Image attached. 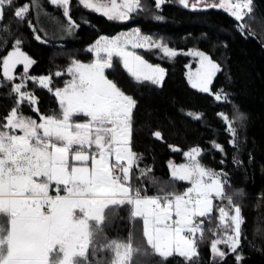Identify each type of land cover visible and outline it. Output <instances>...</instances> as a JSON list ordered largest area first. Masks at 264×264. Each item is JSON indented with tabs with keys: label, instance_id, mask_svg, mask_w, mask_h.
I'll return each instance as SVG.
<instances>
[{
	"label": "trees",
	"instance_id": "1",
	"mask_svg": "<svg viewBox=\"0 0 264 264\" xmlns=\"http://www.w3.org/2000/svg\"><path fill=\"white\" fill-rule=\"evenodd\" d=\"M141 9L129 14L125 20L109 19L80 0H70L69 17L50 0H36L27 20L14 17L15 10L30 0H13L4 7L0 26V125L16 106L13 84L23 83L22 91L36 97L35 108L20 105V114L36 120L41 115H58V102L53 92L62 85L72 61L90 63L94 55L90 47L100 37H113L137 29L141 34L160 41L176 50L177 56L165 57L160 49L131 48L152 65L165 70L163 81L152 84L134 79L123 67L119 57L113 56L105 75L137 102L133 110L130 148L136 161L130 169V195L139 190L141 196L157 197L161 188L182 194L189 183L172 176L169 162L183 160L184 153L200 149L197 162L207 170L220 173L224 182L223 205L234 212L241 209L244 223L237 253L227 252L223 260L214 256L211 242L221 231L219 202H213V212L203 220V238L197 239L198 255L192 264H264V3L252 0V13L236 21L222 7L203 9L185 8L178 0H165L159 9L155 0H140ZM161 17L156 19V17ZM244 25L241 31L238 25ZM39 36L40 39H36ZM21 41L20 49L34 61L27 76H48L53 92L34 81L19 77L11 81L3 75L2 58L13 50L14 42ZM188 50H199L220 65L208 92L193 88L186 77L190 57ZM21 68H17V74ZM60 76H56L57 72ZM25 77V76H24ZM221 94L227 99L217 100ZM242 114V118H238ZM224 117H228L226 121ZM87 117L74 116L72 122ZM229 121L235 128L233 136ZM0 130H4L0 127ZM159 131L160 138L154 133ZM234 141V142H233ZM221 146L217 149L215 145ZM236 161V162H234ZM231 197L232 203L228 202ZM131 205L110 206L105 210L103 235H94L83 264H113L116 252L105 243L131 242L134 249L127 264H185L183 258L173 255L161 257L145 241L141 223L131 215ZM197 233V237H200ZM124 252V249L120 251Z\"/></svg>",
	"mask_w": 264,
	"mask_h": 264
},
{
	"label": "snow or ice",
	"instance_id": "2",
	"mask_svg": "<svg viewBox=\"0 0 264 264\" xmlns=\"http://www.w3.org/2000/svg\"><path fill=\"white\" fill-rule=\"evenodd\" d=\"M51 4L63 9V15L69 17L70 0H50ZM165 0H155L159 9ZM185 8L189 0H178ZM13 0H0V21L4 18V7H11ZM86 8L102 11L109 19L125 20L129 14L141 9L140 0H80ZM204 7H224L236 21H242L252 13V0H220L219 4L196 0L193 9ZM36 0L18 7L14 17L20 22L27 20L32 7H37ZM161 17L157 16L156 19ZM33 27L32 21L27 20ZM69 23L72 24L69 17ZM243 31L244 25H238ZM7 30V26H0ZM135 38H116L105 41L102 46L98 41L95 50L103 51L107 58L100 57L91 64L72 61L67 73L72 77L63 89L57 88V98L61 112L58 115H41V123L20 114V105L27 102L35 105L36 97L27 91L23 83L13 84L11 92L16 95V106L3 118L0 127V218L7 227L0 225V264H83L94 235H103L104 212L110 206L131 205L132 217L143 220V235L157 254L167 258L177 255L185 264H192L198 255L197 239L203 238V220L213 212V196L224 199V182L220 173L207 170L197 162L200 149L192 148L184 155L188 164L174 167L172 176L179 181H191L182 194L169 192L161 188L157 197H141L139 190L130 195V169L137 157L131 150L130 137L133 110L137 102L126 95L116 83L108 79L105 69L112 66L113 56L119 57L128 73L139 80L160 84L165 70L159 65H152L134 51L127 50L131 44L136 48L160 49L165 57L177 56L176 50L169 48L151 37L133 33ZM36 39H40L36 36ZM17 39L13 50L2 58L3 75L6 80L13 79L11 70L17 65L24 67L25 77L42 88L53 92L49 87L48 76L39 78L27 76L31 60L20 49ZM94 49H89L92 51ZM185 55L198 57L199 67L195 73H189V83L193 88L208 92L212 78L221 71L219 64L199 50H192ZM58 71L56 76H60ZM221 94L216 95L220 100ZM227 99L226 96L223 97ZM33 111H38L33 107ZM83 115L87 123H71L74 116ZM242 118V114L238 116ZM227 121L228 117H224ZM19 129L23 135L14 134ZM8 130H12L11 134ZM229 131L233 136L236 130L229 121ZM160 138L161 133H154ZM234 142V141H233ZM95 146L91 156L88 150ZM217 149L221 146L216 144ZM115 156L116 163H110L109 157ZM72 161L86 163L91 159V167L73 166ZM236 162V161H234ZM58 192L49 194L51 184ZM63 186L62 189L59 186ZM64 191L67 195H60ZM119 195L121 198L117 199ZM231 204L232 199L228 197ZM173 212L176 219L172 220ZM221 221L230 218L227 225L231 235L214 239L211 250L214 256L223 260L227 252L218 245H225L229 252L237 253L241 240V217L239 205L234 207V215L224 207L219 208ZM200 233V237H197ZM106 248L116 252L117 260L113 264H127L134 251L131 242L105 243ZM121 249H124L121 255ZM241 256L236 255V264Z\"/></svg>",
	"mask_w": 264,
	"mask_h": 264
},
{
	"label": "rangeland",
	"instance_id": "3",
	"mask_svg": "<svg viewBox=\"0 0 264 264\" xmlns=\"http://www.w3.org/2000/svg\"><path fill=\"white\" fill-rule=\"evenodd\" d=\"M93 2H96V0H93ZM122 2V0H117V3L119 4V3H121ZM196 2V0H189V4H190V8H192L191 7V4L192 3H195ZM205 2L206 3H214V4H219V2H220V0H205ZM203 8H207V7H204L203 5H200L198 8H196V9H203ZM222 8H224V9H226L227 8V5H225L224 7H222ZM90 9H92V8H90ZM93 10V9H92ZM95 11V10H94ZM96 12H98V11H96ZM98 13H101V14H103V12L102 11H100V12H98ZM104 15V14H103ZM106 16V15H105ZM136 32H139L137 29H134V30H132V31H129V32H124V33H120V34H118V35H116V36H113V37H100L91 47H90V49H94V50H92L91 52L93 53V55H94V61L93 62H95L98 58H100V57H104V58H107V54L105 53V52H103V51H99V52H97L96 50H95V48H96V46H97V42L99 41L100 43H101V46H102V44L105 42V41H109V40H114V39H116V38H124V37H129V38H135V37H133V33H136ZM140 33V32H139ZM140 36L141 37H143V36H146V35H143V34H141L140 33ZM131 44H128L127 45V50H129V51H132L131 50ZM189 51H192V50H188V51H186L185 53H187V52H189ZM189 57H190V64L189 65H187V67H186V77H187V79H188V81H189V73L191 72V73H195V71H196V69L199 67V63H198V57H194V56H192V55H188ZM93 62H90V63H82V62H80V63H82V64H91V63H93ZM21 68V70L19 71V73L17 74V72H16V70H17V68ZM11 75H12V77L13 78H15V77H19V78H21V77H24L25 76V72H24V67H23V65L22 64H19V65H17L15 68H13L12 70H11V73H10ZM66 77H65V80L63 81V83H62V85L61 86H59L58 88L59 89H63L65 86H66V82L67 81H70L71 79H72V77L67 73V71H66ZM30 77H32V76H30ZM33 77H35V76H33ZM39 77H42V76H39ZM38 76H36V78H39ZM134 78V77H133ZM134 79H136V78H134ZM213 79V78H212ZM137 80V79H136ZM32 81V80H31ZM139 81H144V80H139ZM150 82V81H149ZM36 84H38V79H37V81L35 82ZM161 83V82H160ZM39 85V84H38ZM210 85H208V87H209ZM198 89V88H197ZM54 93V92H53ZM215 98H216V95H215ZM222 98H223V95H222ZM221 98V99H222ZM57 99V98H56ZM57 102H58V100H57ZM24 104H28L27 102H25ZM33 107H35V105H32L31 106V110H33ZM57 108H58V114L61 112V109H60V107H59V103H58V106H57ZM24 117H26V118H31V117H29V116H26V115H24V114H22ZM83 116V115H82ZM41 117V116H40ZM40 117H39V119L38 120H36V119H34V118H32V119H34V120H36V122L37 123H41L42 121H41V119H40ZM88 122V118L87 119H85L84 121H82V122H72L71 121V123L74 125L75 123H87ZM5 130V129H4ZM9 132H10V134H11V132H12V130H8ZM14 134H16V135H23V133L19 130V129H16L15 130V132H14ZM95 151V146L93 145L92 146V149H90V150H88V154L91 156V154H92V152H94ZM191 151V150H190ZM188 152V151H187ZM69 161H70V164L71 165H73V166H77V167H80V166H86V167H91V159H89V161L88 162H86V163H84V164H82L81 162H76V161H72L71 160V157H69ZM109 161H110V163H116V161H115V156L113 155V156H111V157H109ZM189 163V158L188 157H186L185 155H184V157H183V160H181V161H179L178 163H173V162H169V167H170V169H171V171H173V168L174 167H178V166H180V165H183V164H188ZM185 182H187V183H189V185H190V187H191V181H185ZM126 186H127V184H126ZM59 188L60 189H62L63 188V186L61 185V186H59ZM57 192H58V188H57V186L53 183V184H51L50 185V188H49V194L50 195H56L57 194ZM59 194L61 195V194H67L66 192H64V191H59ZM141 197H154V196H141ZM116 198L117 199H120L121 197L119 196V195H117L116 196ZM219 202V204H220V206L221 207H224L225 208V210L229 213V216H231V215H234L235 213L233 212V213H231L224 205H223V202H222V200L221 199H218V198H215L214 196H213V202ZM131 210H133V207L131 206ZM135 219H138V221L141 223V227H142V231H143V220H142V218H140V217H134ZM199 218V217H198ZM198 218H196V219H198ZM176 219V217H175V214H174V212H173V215H172V220H175ZM220 224H221V231L219 232V234L217 235V237H216V239H218V238H222V237H226L227 235H231L232 233H231V231H230V229H228L227 228V225L228 224H231V220H230V218H225V220L222 222L221 221V217H220ZM0 225H3V226H5V227H7V224H6V222L5 221H3V219L2 218H0ZM145 241H146V243H147V239L145 238ZM148 244V243H147ZM150 246V245H149ZM151 247V246H150ZM218 247H219V245H218ZM152 248V247H151ZM220 248V247H219ZM154 250V249H153ZM155 251V250H154ZM123 254V250L121 251V255ZM117 260V259H116Z\"/></svg>",
	"mask_w": 264,
	"mask_h": 264
},
{
	"label": "crops",
	"instance_id": "4",
	"mask_svg": "<svg viewBox=\"0 0 264 264\" xmlns=\"http://www.w3.org/2000/svg\"><path fill=\"white\" fill-rule=\"evenodd\" d=\"M61 195H67V194H61ZM52 196H55V195H52Z\"/></svg>",
	"mask_w": 264,
	"mask_h": 264
},
{
	"label": "water",
	"instance_id": "5",
	"mask_svg": "<svg viewBox=\"0 0 264 264\" xmlns=\"http://www.w3.org/2000/svg\"><path fill=\"white\" fill-rule=\"evenodd\" d=\"M263 1V3H264V0H262Z\"/></svg>",
	"mask_w": 264,
	"mask_h": 264
}]
</instances>
